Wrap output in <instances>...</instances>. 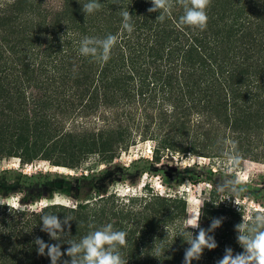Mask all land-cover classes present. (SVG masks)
<instances>
[{
	"label": "trees",
	"instance_id": "1",
	"mask_svg": "<svg viewBox=\"0 0 264 264\" xmlns=\"http://www.w3.org/2000/svg\"><path fill=\"white\" fill-rule=\"evenodd\" d=\"M87 2L0 0V164L18 154L23 167L48 161L83 170L0 171V264H51L38 254L37 237L61 244L62 252L69 247L41 231L46 213L72 217L75 240L94 230L89 224L126 231L121 252L128 264H184L189 245L174 236L191 214L180 191L186 182L211 187L201 228L222 219L209 233L218 246L192 264H217L228 247L241 253L235 225L249 214V202L264 208V189L247 185L239 210L232 198L221 202L229 194L216 189L231 174L211 169L203 178L192 166L163 161L189 153L224 158L235 141L244 161L264 163V0H212L204 31L179 25L183 8L175 0L163 22L148 12L151 0H99L101 9L85 16ZM121 10L132 15L130 36L121 34ZM108 34L120 38L106 63L80 55L83 37ZM144 142L154 144L151 159L117 163ZM146 176L161 178L167 192L148 183L130 189ZM119 184L129 186L123 195L113 190ZM57 196L76 207H41ZM12 198L27 206L23 212L9 211ZM64 260L70 258L58 264Z\"/></svg>",
	"mask_w": 264,
	"mask_h": 264
},
{
	"label": "clouds",
	"instance_id": "2",
	"mask_svg": "<svg viewBox=\"0 0 264 264\" xmlns=\"http://www.w3.org/2000/svg\"><path fill=\"white\" fill-rule=\"evenodd\" d=\"M175 3L183 8V14L179 17V25L194 30H206L209 19L207 10L212 0H175ZM151 4L152 7L148 9V12H159L156 20L163 22L174 7V0H151ZM101 7L99 0H89L82 6V11L87 16L99 11ZM120 15L122 17L121 34L126 32L130 36L135 30L132 15L129 10H121ZM119 38V34H108L103 38L85 36L80 41L79 53L85 57L91 56L97 62L106 63L111 58L112 50ZM229 144L230 149L225 151L223 156L225 158L224 165L231 177L225 179L223 183H218L216 189L220 193L229 194L221 202L232 198L240 210L242 202H247L246 200L242 201L241 194L247 190V185L250 182V172L242 166L244 160L237 150L236 142L230 141ZM196 161L203 164L205 158L193 156L192 153H189L179 166L191 167ZM123 194V189H121L120 195ZM204 205L205 203L201 202L200 210L189 214L183 220L179 234L174 236V239L177 236L183 237L189 245L185 249L184 264H192L193 260H199L204 249L213 250L218 246L214 236L209 235V233L214 232L221 226L222 219L213 218L207 230L201 228L200 220ZM7 206L12 213L23 212L27 207L14 198L8 200ZM49 206L68 209L76 207L71 198L60 196L51 201L48 199L41 201L42 208ZM72 220L74 219L70 216H64V219L61 220L57 214L52 213L41 216V231L47 233L50 239L63 241L69 247L62 252L61 244H48L42 238L37 237L34 243L38 246L37 252L39 255L46 254L50 258L51 264H58V261L65 255L70 258V261L64 260L63 264H128V259L126 260L121 252V249L126 247L128 243V233L126 231L115 229L112 223L104 224L98 228L93 224H89V228L94 230L89 231L79 240H75L70 236L71 225L69 222ZM65 226L69 229L68 232L65 231ZM189 228L199 229L198 234L194 236L193 232L188 230ZM165 230L169 235V228L166 225ZM235 231L238 234L236 237L237 242L243 251L234 254L233 250L228 247L217 264H264V208L255 204L250 205L249 214L242 215V222L235 225ZM65 237L69 238L65 240Z\"/></svg>",
	"mask_w": 264,
	"mask_h": 264
},
{
	"label": "rangeland",
	"instance_id": "3",
	"mask_svg": "<svg viewBox=\"0 0 264 264\" xmlns=\"http://www.w3.org/2000/svg\"><path fill=\"white\" fill-rule=\"evenodd\" d=\"M154 144L152 142H144L139 143L136 146L131 147L130 150L126 152L120 153L117 163L128 166L130 165L134 160L140 159V158H152V150H153ZM188 156V155H187ZM172 157L169 159H165L163 161L164 167L165 166H173L178 167L180 169H184L185 167H180L179 165L182 163L184 158ZM200 157V156H197ZM205 162L201 164L199 161H196L192 164V169L195 174H199L200 176H203L205 178L206 176L210 175V170L213 169L216 170H222V172H226L228 175L230 173L227 172V169L224 165V159L222 157H216L214 159L204 157ZM20 155L14 154L13 157L4 160L0 164V171L6 170V169H15L20 172H23L25 174H35L38 172H53L55 175H62V176H69V175H79L83 170H75L73 168H63V167H57L51 164L48 161H36L35 163L27 166H21L20 162ZM91 164V163H89ZM89 164H86V167L89 166ZM243 167H246L250 172V182L248 185H251L252 187H258L261 190L264 189V163L263 162H257L253 160H245ZM58 169V170H57ZM145 183L150 184L153 189L156 192L164 193L167 192V188L163 185L162 179L155 176H146L140 183L136 184V187H130L132 191H135V188L143 187ZM129 186L126 184H119L116 185L113 190L120 192L121 189H123V192L126 193ZM180 191L185 193L189 203H190V212L193 213L197 211L200 208L201 202L204 198L210 196L211 187L208 183H198V184H192L190 182H186L181 188ZM65 197V196H60ZM254 204L253 202H249L248 205Z\"/></svg>",
	"mask_w": 264,
	"mask_h": 264
},
{
	"label": "bare ground",
	"instance_id": "4",
	"mask_svg": "<svg viewBox=\"0 0 264 264\" xmlns=\"http://www.w3.org/2000/svg\"><path fill=\"white\" fill-rule=\"evenodd\" d=\"M58 170V169H57Z\"/></svg>",
	"mask_w": 264,
	"mask_h": 264
}]
</instances>
